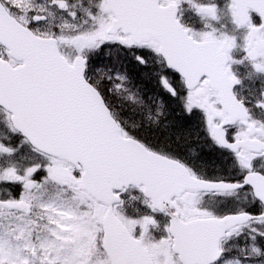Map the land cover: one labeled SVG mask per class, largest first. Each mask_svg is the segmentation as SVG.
Wrapping results in <instances>:
<instances>
[{
    "label": "snow or ice",
    "instance_id": "1",
    "mask_svg": "<svg viewBox=\"0 0 264 264\" xmlns=\"http://www.w3.org/2000/svg\"><path fill=\"white\" fill-rule=\"evenodd\" d=\"M0 264H264V0H0Z\"/></svg>",
    "mask_w": 264,
    "mask_h": 264
}]
</instances>
